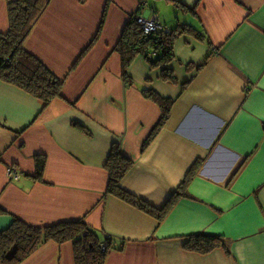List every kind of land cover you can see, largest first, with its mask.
Instances as JSON below:
<instances>
[{"label": "crops", "instance_id": "crops-1", "mask_svg": "<svg viewBox=\"0 0 264 264\" xmlns=\"http://www.w3.org/2000/svg\"><path fill=\"white\" fill-rule=\"evenodd\" d=\"M139 5L50 2L24 42L63 76V97L47 108L0 78V233L15 216L34 225L84 217L102 240L111 238L104 264H264V0H148L144 16L156 14L167 29L179 22L197 29L175 40L177 82L141 54L124 77L114 51ZM8 28L0 0V31ZM99 33L102 50L70 77ZM145 88L174 102L144 148L162 114ZM115 143L133 160L123 188L156 207L181 192L160 222L106 195ZM9 166L18 178L8 176ZM201 231L226 236L229 251L186 249L184 236ZM17 264H75L73 242L48 240Z\"/></svg>", "mask_w": 264, "mask_h": 264}, {"label": "trees", "instance_id": "trees-1", "mask_svg": "<svg viewBox=\"0 0 264 264\" xmlns=\"http://www.w3.org/2000/svg\"><path fill=\"white\" fill-rule=\"evenodd\" d=\"M9 13V28L0 31V78L33 94L47 108L50 103L62 98L64 79L53 73L35 54L28 51L24 42L35 23L52 0H6ZM148 2V0H145ZM148 6V5H147ZM143 0L136 12L130 15L116 50L121 53L123 74L130 79L128 68L133 58L141 54L148 61L151 69L160 68L165 80L177 82L174 69L170 66L176 59L174 43L176 38L185 32L197 30L190 23H177L176 27H163L149 34L144 33L137 22V15L145 9ZM155 10V9H154ZM186 84V83H185ZM144 94L157 102L162 114L151 133L145 139V148L158 130L167 122L174 99L161 96L153 89L145 88ZM46 159L37 160V177H43ZM241 164L232 173L240 170ZM133 160L125 156L118 143L113 145L108 157L107 168L109 180L106 195H115L152 214L160 222L181 192L175 191L162 207L148 203L142 197L122 187V179L132 167ZM188 173L181 188L189 179ZM183 195H188L184 192ZM3 210L0 209V212ZM48 240L57 242L72 241L74 245L75 264H104L106 251L110 247V237L102 240L99 229L93 227L85 218L64 220L49 225H34L14 217L9 227L0 233V259L2 264H17L28 257L42 243ZM106 243V248L102 247ZM184 246L190 251L207 253L216 247L228 249V238L223 234L196 232L184 236ZM229 251V249H228Z\"/></svg>", "mask_w": 264, "mask_h": 264}, {"label": "built area", "instance_id": "built-area-1", "mask_svg": "<svg viewBox=\"0 0 264 264\" xmlns=\"http://www.w3.org/2000/svg\"><path fill=\"white\" fill-rule=\"evenodd\" d=\"M143 2H144V5L147 7L148 5L147 2L145 0H143ZM137 22L140 24L144 33L146 34H149L163 27L161 21L159 20L156 14H153L147 17V16H144L142 13H140L137 15ZM7 173H8V176L12 178H18L20 175L19 170L15 168V166H9L7 168ZM106 246H107L106 243H102L103 248H106Z\"/></svg>", "mask_w": 264, "mask_h": 264}, {"label": "rangeland", "instance_id": "rangeland-1", "mask_svg": "<svg viewBox=\"0 0 264 264\" xmlns=\"http://www.w3.org/2000/svg\"><path fill=\"white\" fill-rule=\"evenodd\" d=\"M153 1H155V0H153ZM153 4V3H152ZM151 6V5H150ZM152 6H155V5H152ZM104 24V23H103ZM102 32V31H101ZM100 32V33H101ZM98 34V36H97V38H96V40H95V42L93 43V45L91 46V48L82 56V59L80 60V62L76 65V67L74 68V69H72L71 70V72H70V77H71V75H72V73L73 72H75L76 70H78V69H80V68H82V67H84V64L85 65H87V64H89V62L88 61H93L94 60V58H95V56L97 55V53L99 52V50H100V45L103 43V41H102V39H103V36H101V34ZM92 37H93V34L89 37V39L91 40L92 39ZM102 46V45H101ZM114 46L115 45H112L111 46V48H114ZM110 48V49H111ZM101 50H102V48H101ZM115 53H118L119 55H120V52L119 51H117V50H115L114 51V54ZM114 54H113V56H114ZM111 59V58H110ZM103 60L104 59H102V60H100V63H99V65H98V67H97V69L96 70H98L99 69V67L101 66V64H102V62H103ZM111 61V60H110ZM110 61H109V63H110ZM72 64H73V61H72ZM95 70V71H96ZM94 71V72H95ZM67 72V71H66ZM95 74V73H94ZM93 76V75H92ZM91 76V77H92ZM62 79H63V76H62Z\"/></svg>", "mask_w": 264, "mask_h": 264}, {"label": "water", "instance_id": "water-1", "mask_svg": "<svg viewBox=\"0 0 264 264\" xmlns=\"http://www.w3.org/2000/svg\"><path fill=\"white\" fill-rule=\"evenodd\" d=\"M147 2V1H146ZM147 4H148V2H147Z\"/></svg>", "mask_w": 264, "mask_h": 264}]
</instances>
